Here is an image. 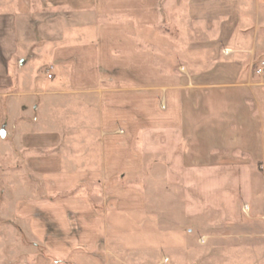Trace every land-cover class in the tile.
<instances>
[{
	"label": "rangeland",
	"instance_id": "obj_1",
	"mask_svg": "<svg viewBox=\"0 0 264 264\" xmlns=\"http://www.w3.org/2000/svg\"><path fill=\"white\" fill-rule=\"evenodd\" d=\"M19 1L13 0V10ZM23 2L27 14L16 24L18 53L11 58L9 79L0 81L4 108L10 96L24 93L32 94L24 105L32 114V99L40 111L50 109L44 101L50 95L40 93L56 89L65 107L74 108V95L85 90L82 82L95 74L106 82L102 88H110L114 77H139L151 82V88L167 82L185 95L230 85L239 93L250 87L255 94L249 101L256 128L248 139L252 143H244L245 133L237 132L228 145L252 148L251 157L258 160L252 192L242 183L225 199L218 184L206 186L218 207L225 205L226 217L212 210L186 218L178 193L167 198L153 185L151 215H133L121 232L109 231L108 251L84 245L70 252L91 254L99 262L103 257L101 264H264V178L258 177L264 172V75L257 72L264 63V0ZM74 58L75 64L70 62ZM91 62L98 65L97 71L89 69ZM132 63L135 68L127 74ZM71 80L78 84L69 85ZM5 139L0 137V264H73L64 244L72 233L82 232L72 227L75 217L53 220L50 210L43 213L38 203L66 200L78 189L61 190L64 183L51 177L40 180L46 173L35 165L37 153L29 152L27 165L21 164L19 151L5 153L10 146ZM46 152L43 157L51 154ZM235 153L231 155L239 163L247 158ZM130 182L122 185L128 188Z\"/></svg>",
	"mask_w": 264,
	"mask_h": 264
},
{
	"label": "crops",
	"instance_id": "obj_2",
	"mask_svg": "<svg viewBox=\"0 0 264 264\" xmlns=\"http://www.w3.org/2000/svg\"><path fill=\"white\" fill-rule=\"evenodd\" d=\"M14 5L16 11L13 0L0 3V81L9 79L11 58L18 53L16 24L27 14L22 0ZM23 60L20 58L22 64ZM75 61L77 58L70 60ZM97 66L91 62L89 69L97 71ZM134 66H128L127 74H132ZM95 75L82 82L85 90L74 95V108L65 107L57 89L40 93L50 95L42 96L50 109L40 111L32 99L35 114L24 106L32 94L10 96L5 108L0 101V124L5 126V140L10 144L5 153L19 151V163L27 165L28 153L35 151V165L46 173H41L40 180L51 177L64 183L60 189H78L66 200L38 203L43 213L50 210L53 220L67 214L75 217L72 227L82 232L72 233L64 244L65 251L72 253L70 262L101 264L103 257L100 263L91 254L70 251L84 245L108 251L109 231L118 234L133 215H151L153 185H159L167 198L178 193L179 209L186 218H200L212 210L226 217L225 205L220 208L215 203L216 196L206 188L208 182L218 184L225 199L232 198L242 183L252 192L253 166L258 161L251 157L252 148L228 146L237 132L245 133L244 143H252L248 139L256 128L251 124L249 101L255 94L250 87L243 88L248 89L243 93L230 85L222 91L201 89L185 95L167 82L162 88H151V82L139 77H114L108 82L110 88H102L106 82ZM74 84L78 81L69 82ZM70 101L66 104L71 105ZM42 151L51 154L43 157ZM235 152L247 158L239 163L233 157ZM258 177L264 178V172ZM129 180L132 183L124 188L122 184Z\"/></svg>",
	"mask_w": 264,
	"mask_h": 264
},
{
	"label": "built area",
	"instance_id": "obj_3",
	"mask_svg": "<svg viewBox=\"0 0 264 264\" xmlns=\"http://www.w3.org/2000/svg\"><path fill=\"white\" fill-rule=\"evenodd\" d=\"M258 74L259 75H264V63L263 64H261V67L258 69ZM51 77V76H50Z\"/></svg>",
	"mask_w": 264,
	"mask_h": 264
},
{
	"label": "water",
	"instance_id": "obj_4",
	"mask_svg": "<svg viewBox=\"0 0 264 264\" xmlns=\"http://www.w3.org/2000/svg\"><path fill=\"white\" fill-rule=\"evenodd\" d=\"M0 137H1V138L6 137V129H5V126L2 127V129H1V131H0Z\"/></svg>",
	"mask_w": 264,
	"mask_h": 264
}]
</instances>
